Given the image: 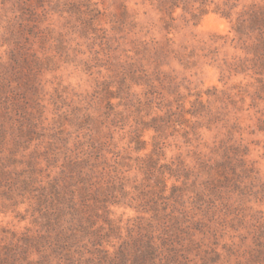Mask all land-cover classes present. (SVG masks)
Returning <instances> with one entry per match:
<instances>
[{
  "label": "rangeland",
  "instance_id": "374dc122",
  "mask_svg": "<svg viewBox=\"0 0 264 264\" xmlns=\"http://www.w3.org/2000/svg\"><path fill=\"white\" fill-rule=\"evenodd\" d=\"M188 1L0 0L1 254L97 264L143 239L166 264H264V69L235 31L264 1ZM209 167L228 181L198 196ZM54 179L90 199L66 252L35 240Z\"/></svg>",
  "mask_w": 264,
  "mask_h": 264
},
{
  "label": "trees",
  "instance_id": "16d2710c",
  "mask_svg": "<svg viewBox=\"0 0 264 264\" xmlns=\"http://www.w3.org/2000/svg\"><path fill=\"white\" fill-rule=\"evenodd\" d=\"M178 1H184L189 2L188 0H170L169 5L176 7V2ZM193 2L197 3L202 1L203 6L208 3V0H192ZM264 1V0H263ZM236 5H230V2L227 1L223 4V6L218 5L213 11L222 14L226 18H231L234 9H236ZM174 9V8H173ZM173 9L172 12L174 11ZM233 11V13H232ZM206 10H201V15L206 14ZM235 31L237 32L240 40L247 43V40H253V44L249 45L247 44L245 49H253V54L256 60L259 62V69H264V5L259 4H253L251 7H249L246 11L242 12L238 15L236 18L235 23ZM250 52V51H248ZM264 71V70H263ZM258 74V73H257ZM260 75H263L260 74ZM258 82L261 84V91L264 92V79L259 78ZM1 87V86H0ZM8 87V86H7ZM6 88V87H5ZM115 98H121L119 96H115ZM126 99V98H125ZM124 99V100H125ZM129 101V100H128ZM137 105L141 104L142 101L138 100L135 101ZM123 105V104H120ZM130 105V104H129ZM2 103H0V109H3ZM169 106V105H168ZM9 112V111H8ZM171 113V110L167 112L169 116L173 115ZM23 114V113H21ZM160 118V117H158ZM162 119V117L160 118ZM31 119H25V121L29 122ZM32 124H29V126ZM3 129H5V126H3L0 122V145L3 144L5 140V136L3 133ZM22 134L25 133V130L21 129ZM22 139H25V136L22 135ZM8 157H5L4 159H7ZM5 161V160H3ZM209 179L206 181V183L203 184V187L197 192V195H201L202 193H205L206 188L210 190L209 187L210 184L215 183L221 176L215 177L213 174V167H209ZM174 173L178 170H173ZM172 171V172H173ZM183 173V172H182ZM185 173V172H184ZM8 172L6 170V166L2 165V168H0V176H7ZM177 175H182L177 174ZM186 177V175H185ZM224 179H226V176H224ZM228 181V180H227ZM218 182H221V180H218ZM197 187V182L194 183ZM163 189L160 191V193L157 195L158 200H166L168 199L165 197V192H167V182L163 184ZM176 184L172 187V196L169 198H176L180 195L177 193L180 188H178ZM66 189L63 185H61L59 182H57L55 179L52 183H50V193L46 195L48 198L47 200V207L43 210V217L48 219V222H46L45 226L48 229V234L50 235H42L38 236V239H35L37 243L41 242L43 239H47L50 241L51 245H54L57 251L59 252H66L71 250L74 247L79 248V245L77 244L81 243L83 241L81 238L85 236L87 231L89 230L87 226L84 224V210H88L90 205V199L86 198L82 192H79L77 194L73 192L71 193V196L66 192ZM85 190V188H84ZM44 197V196H43ZM157 203V202H156ZM80 206V207H79ZM159 206L156 204L154 207H151V210L153 211L154 218L159 219L161 218L162 214L161 211L158 210ZM146 209V208H145ZM53 222V223H52ZM56 228V229H54ZM51 229V231H49ZM53 229V230H52ZM55 232V236L53 237L52 232ZM152 239V238H151ZM92 244V243H91ZM86 245V244H85ZM96 244H93V246ZM100 245V244H99ZM3 254L0 251V264H16L18 263L15 260V256H11L10 249L4 248ZM133 250L134 256H130L129 252ZM129 251V252H128ZM80 253V252H79ZM80 258L73 259L74 256H71L70 254H66V259L68 262H71L70 264H93L94 259L88 258L83 259L82 253L79 254ZM98 262L97 264H166L164 263L165 255H162V252H158V249L155 248L152 244V240H148L147 242H144L143 239L141 240H133V242H125L123 245H121L120 249L116 251L115 253H112L110 250L107 249H100L98 250ZM161 255L163 258H161ZM167 257V256H166ZM23 260L26 262V264H46V259H39L38 261L32 262L28 260L27 258H23ZM48 263V262H47Z\"/></svg>",
  "mask_w": 264,
  "mask_h": 264
}]
</instances>
